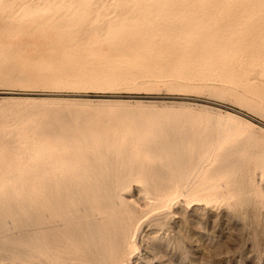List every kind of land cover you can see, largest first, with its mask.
Segmentation results:
<instances>
[{"label": "bare ground", "instance_id": "obj_1", "mask_svg": "<svg viewBox=\"0 0 264 264\" xmlns=\"http://www.w3.org/2000/svg\"><path fill=\"white\" fill-rule=\"evenodd\" d=\"M0 20L15 38L35 36L43 25L56 34L63 27L72 36L99 25L110 54H122L117 59L101 57L92 69L84 66L83 60L99 52L96 46L91 52L62 49L55 57L64 66L62 82L79 89L104 87L116 77L135 81L129 72L112 70L121 63L136 69L151 62L160 68L151 71L153 85L167 84L165 63L186 57L225 72L229 80H222L221 88H264V0H0ZM101 66L104 71L98 73ZM254 94L264 102V91ZM87 113L65 116L67 132L60 131L58 119L41 128L20 118L17 124L25 126L7 130L14 136L45 131L51 139L25 146L23 155L7 139L0 147V264H127L147 214L165 212L180 201L208 204L221 198L226 184L238 182L236 167L215 153L227 142L225 130L207 142L199 137L191 143L186 135H158L157 118ZM21 158L28 162L26 169L19 165ZM133 183L148 206L145 212L119 195Z\"/></svg>", "mask_w": 264, "mask_h": 264}, {"label": "rangeland", "instance_id": "obj_2", "mask_svg": "<svg viewBox=\"0 0 264 264\" xmlns=\"http://www.w3.org/2000/svg\"><path fill=\"white\" fill-rule=\"evenodd\" d=\"M1 24L0 20V147L7 139L10 144L18 145L14 150L23 155L27 152L23 148L35 141L47 139L50 142L51 135L45 131L24 130L15 136L13 132L6 135L9 128L26 125L17 124L20 118L41 128L58 119L61 120L60 131L67 132L66 117L87 116V112L125 114L129 119L157 118L162 124L158 135L169 139L186 135L191 143L199 137L207 142L219 130L227 133L226 144L215 153L236 167L234 178L237 175L238 182L226 184L227 190L221 198L208 204L180 201L165 212L147 214L134 240L137 250L127 264H264V176L260 166L264 164V102L254 94L264 88L246 86L237 88L238 91L221 88L223 81L229 80L225 72H213L207 62L186 57L182 63L178 60L165 63V72L168 68L165 80L169 78L170 89L165 83L153 85L149 76L160 68L151 62L136 69L123 63L112 67L114 71L129 72L135 77L133 82L116 77L117 80L104 87L79 89L81 87L62 82L64 66L55 57L63 55L62 49L91 52L96 46L99 52L90 56L88 62L83 60L84 66L92 69V63L101 57L117 59L122 54H110L108 41L98 31L99 25L74 37L63 27H59L56 34L43 25L35 36L15 38L5 32ZM28 24L33 25L34 21ZM22 30L28 32L30 27ZM138 56L132 52V57ZM103 68L101 66L98 73H102ZM207 73L209 75L205 76ZM137 78H143V83ZM226 113L234 117H225ZM27 164L21 158V168L26 169ZM249 181L254 186L252 190ZM8 184L16 185L13 181ZM119 195L140 211L148 210L137 184L123 188Z\"/></svg>", "mask_w": 264, "mask_h": 264}]
</instances>
